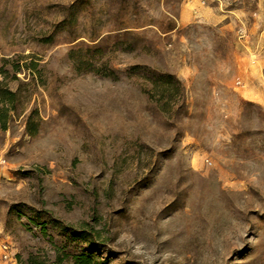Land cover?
Segmentation results:
<instances>
[{"label":"rangeland","instance_id":"obj_1","mask_svg":"<svg viewBox=\"0 0 264 264\" xmlns=\"http://www.w3.org/2000/svg\"><path fill=\"white\" fill-rule=\"evenodd\" d=\"M0 64V264H264V0H0Z\"/></svg>","mask_w":264,"mask_h":264},{"label":"trees","instance_id":"obj_2","mask_svg":"<svg viewBox=\"0 0 264 264\" xmlns=\"http://www.w3.org/2000/svg\"><path fill=\"white\" fill-rule=\"evenodd\" d=\"M21 66L17 65L14 67L15 74L11 75V71L6 69L5 64H0V74L3 76L0 79V126L3 129H8L9 123L15 115H20L19 109L21 111L26 110L23 104V89L22 85H20L16 90H13L10 87V80L18 79L17 72L21 70ZM173 76L168 75L162 78L164 85H171L173 81ZM23 105V106H22ZM21 106V108H19ZM34 112L31 113L26 121V129L31 135H35L39 131V123L34 119ZM77 237L82 238L84 240H90L91 233L89 230L82 229L77 231ZM92 242V241H91ZM74 264H93L95 261V256L93 254H82L75 258ZM105 264V262H102ZM28 264H50L46 260H42L41 258L31 255L28 259ZM55 264H61L60 261Z\"/></svg>","mask_w":264,"mask_h":264},{"label":"built area","instance_id":"obj_3","mask_svg":"<svg viewBox=\"0 0 264 264\" xmlns=\"http://www.w3.org/2000/svg\"><path fill=\"white\" fill-rule=\"evenodd\" d=\"M3 249H4V256L7 257L8 256V253H7L8 247L4 246Z\"/></svg>","mask_w":264,"mask_h":264}]
</instances>
